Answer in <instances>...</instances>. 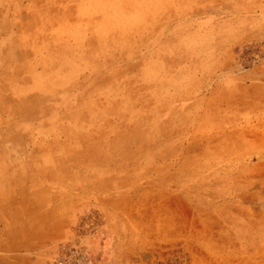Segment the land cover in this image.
Here are the masks:
<instances>
[{"label":"rangeland","instance_id":"1","mask_svg":"<svg viewBox=\"0 0 264 264\" xmlns=\"http://www.w3.org/2000/svg\"><path fill=\"white\" fill-rule=\"evenodd\" d=\"M264 264V0H0V264Z\"/></svg>","mask_w":264,"mask_h":264},{"label":"built area","instance_id":"2","mask_svg":"<svg viewBox=\"0 0 264 264\" xmlns=\"http://www.w3.org/2000/svg\"><path fill=\"white\" fill-rule=\"evenodd\" d=\"M87 264H91L90 262H88Z\"/></svg>","mask_w":264,"mask_h":264}]
</instances>
